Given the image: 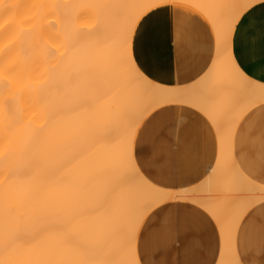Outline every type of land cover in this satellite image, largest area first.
<instances>
[{
	"label": "bare ground",
	"instance_id": "obj_1",
	"mask_svg": "<svg viewBox=\"0 0 264 264\" xmlns=\"http://www.w3.org/2000/svg\"><path fill=\"white\" fill-rule=\"evenodd\" d=\"M259 1L0 0V264H139L143 218L172 199L215 219L216 264H240L234 231L264 200V184L239 170L231 136L264 102V84L240 71L230 40ZM170 4L201 15L215 36L209 68L186 86L152 81L131 53L140 17ZM170 103L200 110L217 133L215 165L198 188L158 187L132 157L142 119Z\"/></svg>",
	"mask_w": 264,
	"mask_h": 264
},
{
	"label": "crops",
	"instance_id": "obj_2",
	"mask_svg": "<svg viewBox=\"0 0 264 264\" xmlns=\"http://www.w3.org/2000/svg\"><path fill=\"white\" fill-rule=\"evenodd\" d=\"M263 1L250 5L237 18L230 53L246 77L264 84ZM164 6L147 11L137 21L131 38L132 58L136 67L156 83L190 85L209 68L215 36L209 23L195 11L170 4L165 12ZM150 12L157 13L155 22L150 35H142L140 42L149 39L151 47L147 55L134 54L137 26ZM231 150L239 170L264 184V102L249 107L239 117L231 136ZM217 154V133L212 123L200 110L186 104L170 103L151 110L132 141V157L139 172L150 183L170 190L198 188L213 170ZM146 215L135 239L139 264H216L222 247L220 230L202 206L187 199H172ZM233 249L240 264H264V200L241 215Z\"/></svg>",
	"mask_w": 264,
	"mask_h": 264
},
{
	"label": "snow or ice",
	"instance_id": "obj_3",
	"mask_svg": "<svg viewBox=\"0 0 264 264\" xmlns=\"http://www.w3.org/2000/svg\"><path fill=\"white\" fill-rule=\"evenodd\" d=\"M167 5L164 6L163 10L166 12L167 11ZM156 15L155 12H150L145 14L138 26H137V35L134 36L133 39V44H134V54L136 53H142L144 55H147L149 52V49L151 47V42L150 40H145L143 43H140V38L142 35L144 36H148L150 35V31H151V26H152V20H153V16ZM144 28L145 31L144 33H140V29ZM138 59V57H137Z\"/></svg>",
	"mask_w": 264,
	"mask_h": 264
}]
</instances>
